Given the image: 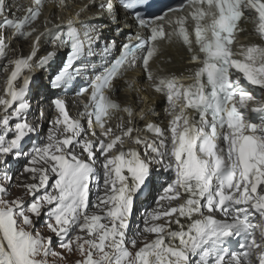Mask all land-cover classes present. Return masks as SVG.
Segmentation results:
<instances>
[{
    "label": "snow or ice",
    "instance_id": "snow-or-ice-1",
    "mask_svg": "<svg viewBox=\"0 0 264 264\" xmlns=\"http://www.w3.org/2000/svg\"><path fill=\"white\" fill-rule=\"evenodd\" d=\"M152 7L0 0V264H264V0ZM149 90L166 126L137 110Z\"/></svg>",
    "mask_w": 264,
    "mask_h": 264
},
{
    "label": "bare ground",
    "instance_id": "bare-ground-1",
    "mask_svg": "<svg viewBox=\"0 0 264 264\" xmlns=\"http://www.w3.org/2000/svg\"><path fill=\"white\" fill-rule=\"evenodd\" d=\"M24 163H25V161L21 160V161L19 162V164H17V165L15 166L14 170H13V171H14V180H16L17 183H19V182H21V181H23V182H30V181L28 180V176H27V174H25L24 176H20L18 179L16 178V175H15V173L18 172L17 170L20 169V168H22V165H23ZM21 195H23L22 190H18V189L13 188V189H11V196H10L9 198L11 199V198H13V197L21 196ZM25 197H26V196H25ZM149 201H150V200L148 199V200L144 201V203L147 205Z\"/></svg>",
    "mask_w": 264,
    "mask_h": 264
},
{
    "label": "rangeland",
    "instance_id": "rangeland-1",
    "mask_svg": "<svg viewBox=\"0 0 264 264\" xmlns=\"http://www.w3.org/2000/svg\"><path fill=\"white\" fill-rule=\"evenodd\" d=\"M20 169H21V168H20ZM20 169H18L17 171L19 172ZM25 199H27V197H25ZM152 201H153V199H151V200L148 202L147 205H150V204H151L150 202H152ZM37 227H39V223L37 224ZM44 234H47L46 231H45ZM56 250H57V251H60L59 248H56ZM75 259H76L75 256L69 257L68 260L65 262V264H73V262H74Z\"/></svg>",
    "mask_w": 264,
    "mask_h": 264
}]
</instances>
